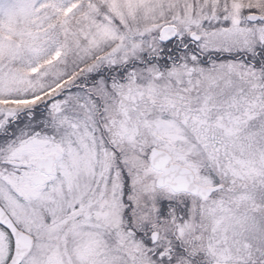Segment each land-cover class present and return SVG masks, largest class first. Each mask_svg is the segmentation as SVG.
<instances>
[{
  "label": "snow or ice",
  "instance_id": "snow-or-ice-1",
  "mask_svg": "<svg viewBox=\"0 0 264 264\" xmlns=\"http://www.w3.org/2000/svg\"><path fill=\"white\" fill-rule=\"evenodd\" d=\"M0 264H264V0H0Z\"/></svg>",
  "mask_w": 264,
  "mask_h": 264
}]
</instances>
